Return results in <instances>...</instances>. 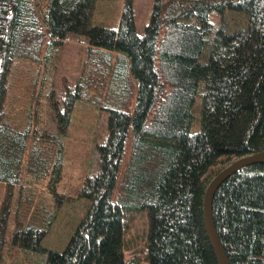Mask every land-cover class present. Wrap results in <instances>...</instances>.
I'll list each match as a JSON object with an SVG mask.
<instances>
[{
	"label": "trees",
	"instance_id": "16d2710c",
	"mask_svg": "<svg viewBox=\"0 0 264 264\" xmlns=\"http://www.w3.org/2000/svg\"><path fill=\"white\" fill-rule=\"evenodd\" d=\"M96 2L0 0V264L12 249L30 264H218L206 188L233 161L264 152V0H154L141 34L134 0L118 28L93 24ZM69 35L88 44L73 87L61 100L56 90L49 101L24 96L31 70L49 56L56 64L54 44ZM78 102L108 111V135L78 194L85 215L59 252L42 241L64 201L50 187L63 140L8 115L14 106L38 117L48 104L65 138ZM211 210L229 264H264V160L222 181ZM133 214L147 219L145 250L127 261Z\"/></svg>",
	"mask_w": 264,
	"mask_h": 264
},
{
	"label": "rangeland",
	"instance_id": "374dc122",
	"mask_svg": "<svg viewBox=\"0 0 264 264\" xmlns=\"http://www.w3.org/2000/svg\"><path fill=\"white\" fill-rule=\"evenodd\" d=\"M153 3L154 0H134L135 24L140 34L143 33L150 20ZM124 6L125 0H97L93 24L118 28ZM213 15L216 14L211 15V20L217 26V20H214ZM71 36L73 35H69L65 41L64 48L54 44L56 49L52 51V55H54V60L57 63L55 64L52 57L49 56L41 68L42 71L40 69L36 74L35 70L32 69L31 75L23 81L22 87L18 91L26 97H31L33 92L36 91L39 100L49 101L53 98V91L56 90L55 97L58 100L63 99L66 88L73 87L82 70V61L85 58V53H82V51L87 49L82 40L83 38H73ZM52 64H55L53 68L51 67ZM36 77L39 78L38 84L36 83ZM15 91H17L15 87L9 89L8 99L11 93ZM199 102L200 96H197L196 105ZM21 109V107L13 106L8 115L13 126L24 128L28 124V117L31 116L30 125L32 127L35 128L34 120L38 121V125L45 127L51 135L57 136L61 141L63 140V144H61L62 161L57 166L58 175H54L50 180L52 181L50 187L56 182L58 193L64 194V201L57 211V216L50 227L49 233L42 241L44 247L62 252L88 207V201L79 198L78 194L85 178L98 170L96 146L98 143L104 142L108 135V111L92 106V104L78 102L73 112L68 135L61 138L56 132L55 122L48 104L41 111L39 110L38 117H36L34 109L30 112H22ZM38 189H43V186L38 185ZM3 192V190L2 192L0 190L1 199ZM47 193L51 199L52 191L50 188H47ZM139 213H143V211L140 210ZM146 221L144 218L135 220V214H133V225L126 234V239L129 240V247L125 253L127 261L142 248L145 250L143 239L144 232L147 231ZM11 222L10 227L12 229L14 226L12 219ZM40 257L44 261V256ZM7 260L8 264H30L25 254L18 249H12L11 257L7 256ZM140 264H149V262L142 260Z\"/></svg>",
	"mask_w": 264,
	"mask_h": 264
},
{
	"label": "water",
	"instance_id": "95a60500",
	"mask_svg": "<svg viewBox=\"0 0 264 264\" xmlns=\"http://www.w3.org/2000/svg\"><path fill=\"white\" fill-rule=\"evenodd\" d=\"M264 160V152L245 156L233 161L229 166H227L221 173H219L213 180L208 184L205 196L203 200V212H204V223L205 229L207 232V237L210 241V244L213 248L215 256L217 258L218 264H229L228 259L226 257V253L220 243L219 237L217 235L212 210H211V203L215 191L217 190L218 186L224 181L227 177H229L232 173L237 171L239 168L252 163L257 160Z\"/></svg>",
	"mask_w": 264,
	"mask_h": 264
}]
</instances>
